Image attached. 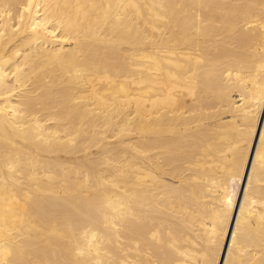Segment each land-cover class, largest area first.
I'll return each mask as SVG.
<instances>
[{
	"label": "bare ground",
	"instance_id": "obj_1",
	"mask_svg": "<svg viewBox=\"0 0 264 264\" xmlns=\"http://www.w3.org/2000/svg\"><path fill=\"white\" fill-rule=\"evenodd\" d=\"M0 264H264V0H0Z\"/></svg>",
	"mask_w": 264,
	"mask_h": 264
}]
</instances>
